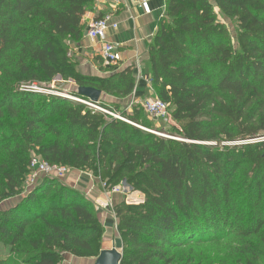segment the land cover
Wrapping results in <instances>:
<instances>
[{
    "label": "trees",
    "instance_id": "1",
    "mask_svg": "<svg viewBox=\"0 0 264 264\" xmlns=\"http://www.w3.org/2000/svg\"><path fill=\"white\" fill-rule=\"evenodd\" d=\"M94 1L0 0V58L9 52L0 72V133L17 140L0 200L20 193L33 152L90 172L106 189L124 182L143 194L142 202L112 208L120 264H264V141H252L264 137V0H165L144 75L167 104L171 131L151 128L141 104L127 112L99 101L105 113L75 91L32 89L59 75L109 96L133 92L131 67L85 75L70 54ZM218 17L233 23L234 39ZM56 178L0 212V239L25 254L18 264H62L64 253L95 258L102 248L96 210ZM230 236L260 246L225 247L232 263L197 258L195 249L222 248Z\"/></svg>",
    "mask_w": 264,
    "mask_h": 264
},
{
    "label": "rangeland",
    "instance_id": "2",
    "mask_svg": "<svg viewBox=\"0 0 264 264\" xmlns=\"http://www.w3.org/2000/svg\"><path fill=\"white\" fill-rule=\"evenodd\" d=\"M218 18L220 19V21L224 22V24L228 27L229 32L232 38L234 39L235 32H234L233 23L229 21L228 19L224 20L223 18L221 20V17H218ZM5 66L9 67V52H7L4 56L0 58V72H2L1 67H5ZM75 89H76V86L73 81L69 80L67 82H64L61 80V78H57V77L53 78L49 84L45 85V87L42 88V90L46 93H52V94L61 93L66 96H70L68 95V93L70 91H74ZM125 99L126 98H119V97H115L111 95L107 96L106 94L103 93L101 94L100 102H103L104 104L117 105L118 111L124 110L127 112H131L132 104H130V102L126 103ZM136 104L138 103H133V105H136ZM97 106L99 107V109L92 107V106L90 107H92L95 110L108 113L107 112L108 110L105 111L99 105ZM112 114L116 118H122L120 117L118 113L111 112V115ZM142 115L146 117L151 128H158L163 131H166V130L171 131L173 130V126L175 125V122L173 121L171 117H169L167 120L153 119L150 116H148L144 112V110L142 111ZM156 133L164 137H171V135H168L162 132L160 133L156 132ZM0 137L2 138L0 144L8 143L9 145V148L0 147V191H1L4 185L5 166H7V164L10 165L12 163V159H13L12 154L14 152H12L11 149H13L15 143H17V140L15 139L10 140L8 131L1 132ZM252 141H255V140H252ZM75 173H76V176H75ZM86 176L91 181L93 180L94 183L98 184V186L101 189V193L103 194L102 195L103 197L101 196L96 197V198L92 197L91 199L85 197L84 192L93 188L92 183L87 188L88 182L85 183ZM54 177L56 178V176L53 174L51 175L38 174L35 178L34 183L29 184V185L23 183V188H21L20 193H18L15 196L9 197L7 199L0 200V212L9 211L13 208H16L17 205L22 203L25 197L30 192H32L33 189H35V187L38 184L42 183L46 178H54ZM56 179H58L64 185L76 190L80 195V197L77 199H84L83 197H85L87 201L90 202V204L93 206V208L95 210L97 209L96 210L97 212H102V211L106 212L105 214L107 215L103 216L104 217L102 218L103 221H101V224L103 225V228H104L102 246L109 247V248L115 247L117 250L121 251V241H120L118 232L116 230L117 220L113 218L112 216H110L111 215L110 211L112 210L113 206L115 205L114 202L116 201L117 203L122 200H124L127 203L141 202L144 198L143 194L138 191L131 190L124 182L118 185L119 190L115 192H111V189L104 188V185L102 184V182H100L99 179L93 177L90 172L81 171V170L69 169L67 173H65L64 175L60 177L58 176ZM36 205H37V202L35 201L34 203H32V205L30 204L26 205L25 208H35ZM235 237L236 236L228 237L224 241L227 244H223L225 246L222 248L216 247V245H214L213 247H206V248L204 247L202 249H195L196 254L199 253V255H196L198 256L197 258L207 259V258L213 257V261H215L222 257L223 260H226L232 263L236 259V256H233L234 254H230L229 251L226 250L225 247H228L230 245L237 247L244 243H249V244L252 243V244H255L256 246H260L259 243L257 242V239L255 238L252 239V238L242 237V239H239V242H234L236 241L234 239ZM241 241L242 243H240ZM14 248L15 246H12L9 243V241L0 239V262L2 264H18L21 258L25 255L19 251L17 252L16 250H14ZM93 263H94V258H77L68 253L63 254L62 264H93ZM214 264H217V261ZM258 264H262V263H258Z\"/></svg>",
    "mask_w": 264,
    "mask_h": 264
},
{
    "label": "crops",
    "instance_id": "3",
    "mask_svg": "<svg viewBox=\"0 0 264 264\" xmlns=\"http://www.w3.org/2000/svg\"><path fill=\"white\" fill-rule=\"evenodd\" d=\"M148 3L150 11L145 13L139 5V0H122L116 8H112L101 0H95L89 11L86 12V27L93 19L107 12H112L117 27L109 29L106 38L109 42L118 45L116 64L107 63L101 55L102 43L99 40L86 37L85 33L79 43L72 44L70 47V54L77 62V69L85 75L108 76L111 69L113 72H117L131 67L134 72L135 86L133 92L125 97V102H130V104H141L143 100L155 97L150 82L146 81L144 74L148 59V45L152 41L158 22L165 12V0H149ZM224 20L227 19L224 18ZM86 182H88L87 188L91 183L93 188L84 192L85 197L89 199L103 197L97 183L91 181L87 176ZM96 213L100 222L103 221V216L107 215L104 211H96ZM110 213V216L115 218L112 210Z\"/></svg>",
    "mask_w": 264,
    "mask_h": 264
},
{
    "label": "built area",
    "instance_id": "4",
    "mask_svg": "<svg viewBox=\"0 0 264 264\" xmlns=\"http://www.w3.org/2000/svg\"><path fill=\"white\" fill-rule=\"evenodd\" d=\"M102 2L109 4L112 8H116L120 5L122 0H101ZM149 0H139V5L145 13H149ZM117 27V23L113 19L112 12H107L102 14L100 17L93 19L85 30V36L93 39L99 40L102 43L101 55L102 58L110 64H115L118 61V45L111 43L106 38V33L109 29H115ZM147 82H150L146 78ZM32 89L43 91L42 89H38L36 87H32ZM77 99V98H74ZM80 100V99H77ZM87 103V102H85ZM89 105V104H88ZM99 109L97 105H90ZM142 109L144 112L153 119H161L167 120L169 118V111L167 108V104L162 100L153 97L148 98L142 101L141 103ZM29 174L25 177L24 183L29 185L34 183L35 178L38 174L43 175H55L56 177H60L69 171L68 167L51 165L44 161L39 155L35 153L30 154L29 160ZM111 192H115L119 190L118 185L113 186Z\"/></svg>",
    "mask_w": 264,
    "mask_h": 264
},
{
    "label": "water",
    "instance_id": "5",
    "mask_svg": "<svg viewBox=\"0 0 264 264\" xmlns=\"http://www.w3.org/2000/svg\"><path fill=\"white\" fill-rule=\"evenodd\" d=\"M56 77L60 78L59 75H57ZM74 91L77 96L86 98L87 104L89 105H97L100 101L101 90L96 89L94 87L78 86ZM78 101L82 102L81 100ZM255 141H264V137L258 138ZM120 259H121V251L117 250L115 247H110V248L102 247L99 254L94 258L93 264H120Z\"/></svg>",
    "mask_w": 264,
    "mask_h": 264
}]
</instances>
